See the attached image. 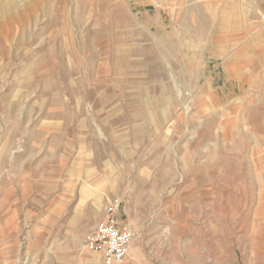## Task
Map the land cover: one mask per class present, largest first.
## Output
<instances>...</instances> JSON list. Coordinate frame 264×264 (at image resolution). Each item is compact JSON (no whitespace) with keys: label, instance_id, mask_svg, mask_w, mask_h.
<instances>
[{"label":"rangeland","instance_id":"1","mask_svg":"<svg viewBox=\"0 0 264 264\" xmlns=\"http://www.w3.org/2000/svg\"><path fill=\"white\" fill-rule=\"evenodd\" d=\"M0 27V264H103L107 197L124 264H264V0H0Z\"/></svg>","mask_w":264,"mask_h":264},{"label":"built area","instance_id":"2","mask_svg":"<svg viewBox=\"0 0 264 264\" xmlns=\"http://www.w3.org/2000/svg\"><path fill=\"white\" fill-rule=\"evenodd\" d=\"M133 242V233L122 220L121 200L107 197L101 220L84 239L88 251L98 254L103 264H124Z\"/></svg>","mask_w":264,"mask_h":264},{"label":"crops","instance_id":"3","mask_svg":"<svg viewBox=\"0 0 264 264\" xmlns=\"http://www.w3.org/2000/svg\"><path fill=\"white\" fill-rule=\"evenodd\" d=\"M256 40L260 41V39H256ZM244 56H245V53H244ZM246 58H247V56H246ZM249 58H254V57L249 56ZM130 98L137 99V100L143 99V103H144V101H148V100L151 101L154 98L159 100L158 101L159 104L155 107V108H161L159 110L160 111L159 114H157V112H155V115L153 116L152 113H150V112L146 113L144 111V114L142 116L143 119H141L143 123H151V122H155V123H171L172 119H173L172 117H174L176 115V114H174V110H175V108L177 106V97H176V94L174 93V91L172 89L164 91L163 93L159 94V96H157V97H155V96L152 97L150 95V93H146L145 94L143 92L141 95L139 93L137 95L133 94ZM160 99H163L164 102L160 103ZM130 112L134 113L135 110H132ZM167 115L170 117V119H165V120L160 119L161 117H166ZM152 117L154 119H152ZM112 122H115V121H112ZM117 122H122V121L120 120V121H117ZM125 122L135 123V122H140V121L139 120L138 121L137 120H126ZM99 258L101 259L100 256H99Z\"/></svg>","mask_w":264,"mask_h":264},{"label":"bare ground","instance_id":"4","mask_svg":"<svg viewBox=\"0 0 264 264\" xmlns=\"http://www.w3.org/2000/svg\"><path fill=\"white\" fill-rule=\"evenodd\" d=\"M15 18H16V17H15ZM17 18H18V17H17ZM14 20H15V19H14ZM14 20H13V21H14ZM22 20H23V19H22ZM12 23H14V22H12ZM12 23H11V24H12ZM0 28H1V27H0ZM2 29H3V28H2ZM202 29H203V28H202ZM4 31H5V30H4ZM1 37H2V35H1Z\"/></svg>","mask_w":264,"mask_h":264}]
</instances>
